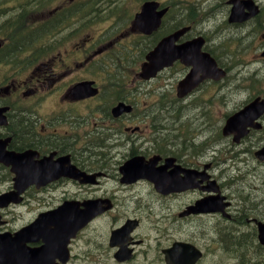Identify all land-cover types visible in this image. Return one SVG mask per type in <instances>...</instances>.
<instances>
[{
  "label": "flooded vegetation",
  "instance_id": "1",
  "mask_svg": "<svg viewBox=\"0 0 264 264\" xmlns=\"http://www.w3.org/2000/svg\"><path fill=\"white\" fill-rule=\"evenodd\" d=\"M88 1L66 0L49 13L65 12L72 20L77 14L92 17L93 10L84 6ZM207 2L201 5V12L208 23L203 24L198 33L202 32L203 26L210 28L209 23H214V13L218 8H224V21L214 25L210 37L205 35L201 52L222 65L219 49L224 41L244 44L248 53L245 80L249 97L243 106L263 103L264 0ZM250 2L257 8L254 13H251L253 6ZM236 6L242 8L240 14L236 13ZM44 27L40 24L41 29ZM61 27L66 30V35L41 40L37 47L36 43H32L33 47L23 51L21 57H10L9 54L14 53L11 51L0 58L1 151L17 155L29 153L22 163L24 171L40 166L43 159H50V170L59 171V167H64L61 170L66 171L74 167L88 176L87 181L84 177H62L41 189H29L52 193L53 199L45 198L37 202V207L30 213L26 215L23 212L24 219L34 217V221L41 213L55 211L67 203L78 207L80 212L85 211L87 206L93 208L90 221L69 241L67 250L63 246L64 249L62 247L55 254L51 264H166L164 251L176 243L196 247L203 254L197 264H216L218 259L221 260L220 249L227 239L232 244V251H235L238 235L247 244L258 237V223L264 222V196L256 199L264 194L262 182H257L261 184L259 186L253 182L251 189L247 187L253 197L251 208L235 199L234 187L242 182L249 186L245 177L264 169V160L257 156L264 149V111L253 121L254 126H249L245 139L236 144L248 143L256 147L253 152L252 149L246 150L255 164L250 168H238L233 178L223 181V177L229 176L227 170L232 177V163L241 156L238 152L222 159L224 155L217 139L202 135V132L193 140L182 138L179 141L176 135L170 140L160 138L163 125L143 120V116L149 117L145 115L147 106L131 102L121 91L111 97L110 90L102 82V78L109 73L101 72L98 60L109 53L113 43L97 44L103 37L102 32H98L94 40L87 26L85 37L80 36L81 31H72L65 25ZM188 38L190 35H187ZM251 58H256L255 63ZM179 65L176 63L174 67ZM182 69L183 78L190 69L185 66ZM89 81L96 83L99 93L81 99L74 89ZM205 84L220 83L208 81L202 86ZM202 86L180 101H189L201 91ZM111 98H115L114 102ZM169 108L165 110L170 112ZM175 121L177 118L171 124ZM169 128L176 130L175 126L169 125ZM181 128L184 133L185 127ZM136 158H143L146 162L156 158V169L166 166L163 171L169 176V185L159 191L145 179L131 185L123 183L122 168ZM3 160L0 157V194L14 189V164ZM62 160L64 163L60 164ZM167 160L169 163L166 165ZM222 161L229 163L227 170L223 171ZM174 172L178 181L185 179L186 172L192 173V181L185 185L192 188L172 185ZM135 184L141 185V188H136L138 193L126 196L124 190L126 192ZM28 194L21 205L30 202ZM222 198H225L224 203H229L224 211L221 208ZM204 199L215 200L214 211L188 213L190 207ZM109 205L112 206L110 209ZM151 207L159 214L155 216L156 212L151 211ZM13 209L15 206L12 205L0 208V221L5 223L0 226V234L15 232L10 224L16 218L12 221L9 218ZM24 219L21 217V220ZM129 221L132 222L130 233L112 240V234ZM155 223H168L170 228L164 225L167 231L158 235ZM227 227L229 231H225ZM232 230L238 231V235L235 236ZM43 245L41 241L31 246ZM178 249L177 255L184 251L181 246ZM184 254L188 258V252ZM241 263L246 264L244 261Z\"/></svg>",
  "mask_w": 264,
  "mask_h": 264
},
{
  "label": "rangeland",
  "instance_id": "2",
  "mask_svg": "<svg viewBox=\"0 0 264 264\" xmlns=\"http://www.w3.org/2000/svg\"><path fill=\"white\" fill-rule=\"evenodd\" d=\"M64 1H62L57 6H61ZM93 1L91 2L92 6H94L95 8L100 7L102 13H105L108 16H112L116 18V22H118L116 28L114 29V32L112 34L109 33L108 35H104L105 37H102V40L99 41L97 44L101 45L110 42L109 44L111 45L113 42L112 46H115L116 41L114 40L118 39L122 35L124 39L128 41L127 43L131 47L133 46L134 43L135 50L132 51L133 52L132 54L133 57L137 56L136 60H132V59L129 60V57L126 58V55H124L123 57L122 55L118 56L115 54H109L108 55L109 57L105 58L104 60H106V62L121 60L124 63L122 69L125 70V72L133 71L134 68H131V64L134 61L136 62L140 59V55H141L140 48L142 41L141 39L134 40L132 34L127 32L130 28L132 16H134V14L140 8V4H141L140 1H145V0H93ZM35 3H37V0H20V4L18 8L25 9V18H24L25 31L32 30L29 27L40 23L39 21H41L43 18L44 14L42 10L36 8V6H34ZM56 3L57 1L52 2L51 6ZM193 3L196 4L195 8H197L198 0H186V3L182 4V8L185 11H187V8L191 9L193 7ZM9 4L12 7H15V4L11 2H9ZM1 7L2 6H0V8ZM50 9L52 10L53 8ZM13 11L14 10L10 12ZM5 15L9 18L8 13H5ZM223 15H224V8L216 9L213 18L214 23H209L210 30L213 29L214 25L216 24L219 25L224 21ZM4 19L5 17L3 16L2 18H0V21ZM206 23L208 22L205 21L200 22L197 28L199 29L203 24ZM127 24L129 25L127 26ZM106 26H107L106 22L104 26L94 27V25H90L89 33L92 31V33L96 35L98 32H103L106 29ZM121 26H122L121 35L116 36L117 31L118 34L120 32ZM110 29H112V27ZM202 29L205 30L208 29V27L203 26ZM195 32L198 31L196 30ZM85 35L86 34H83L81 35V37H85ZM39 42L41 43V41ZM74 45L77 44H71V46ZM61 48L62 47H60V51L63 53L64 50H61ZM219 54H220L221 63L224 66L229 67L230 76L228 77V79L221 82L219 85L205 84L200 89L201 91L187 102H182L178 100L174 91L177 82L183 76L182 73L183 69L180 66L171 71L162 73V75H160L158 79H155L151 83H142V84L138 83V85L135 86V88L131 84V79L128 78L124 79L122 81V84L124 86V93L126 95L131 94L130 96H132L134 94L136 96V100H135L136 104L140 105L141 107L142 106L148 107V110L145 111L147 112L145 113V115H148L149 117L146 118L143 116V120H147V121L153 120L163 125L162 127H164V129L160 130L161 131V134H159L160 138H165V139L168 138L170 140L171 136L172 138L175 139V135H176L177 138H180L179 141L182 140V138L193 140L199 135L200 132H202V135L208 136L212 139H217V141L219 142V146L222 149V153L224 155L222 159H224L226 156H231L236 152H238L241 156L239 160H234V162L232 163L231 166L232 177H230L231 176L230 171L227 170L229 163L228 162L224 163V161H222L223 162L222 169L223 171L227 170V174L229 175L228 177H223V181H227L235 176L234 172H237L238 168L245 169L248 166L250 168L252 167L253 164H255V162L252 161L253 158L248 156V154L246 153V150L247 148L252 149L253 152V150H256V147L251 146L248 143H242V145L236 146L233 144L232 139H226L225 137L222 136L221 130L223 128L222 126H224L225 118L227 117V115L237 110V107L243 106L249 97V93L247 92L248 84L246 83L245 80V77L247 75L246 59L248 57V53L245 52L244 50V44L239 42L231 43L230 41H224L219 49ZM251 59L255 63L256 58H251ZM113 100H115V98H111V101ZM131 100L134 99L132 98ZM163 104L166 107H164ZM162 107L163 108L170 107L169 108L170 112L165 110L164 114L160 115V108ZM175 118H177V121H175L176 123L171 124L172 121L175 120ZM169 125L175 126L176 130L173 131V128H169ZM181 127H185L184 133L182 132ZM258 170L259 171H255V172L253 171V176L245 177V179L246 178L248 179L249 186L245 182H242L239 183L236 187H234L236 191L235 199L238 202L245 204L246 207L247 206H249L250 208L252 207L250 201L253 200V197L249 189H251V186H253V182L256 183V186L261 185L257 182H262V189L264 188V172H263L264 169H258ZM253 177H255V179H253ZM131 184H134V182L129 183V185ZM139 187L141 188V185L139 184L130 186V188L126 190V192L124 190V194H126L127 196L132 193H138L136 188L138 189ZM1 189L2 188L0 187V190ZM28 193L29 194L27 198H29L30 202L27 205H23V204L12 205L15 206V209H13V211L10 212L11 217L9 218H11V221L13 220V218H16L14 220L15 226H18L21 222H23L19 220H21V217H23L24 219L25 217L23 213L24 211L26 212L27 215V213H30V210L37 207V202L39 203V201L44 200L45 198H47L48 200L53 199L52 193L49 192L36 193L35 191L33 192L29 191ZM263 196L264 194L256 199L259 200L263 198ZM151 208H152L151 211L156 212L155 216L159 214L157 213V210L154 207ZM249 210L251 211L252 209ZM164 225H167L170 228L168 223L159 224V225L155 223V226L157 227L158 235L167 231V228H164ZM225 231H229V227H227ZM232 233H234L235 236L238 235V231L232 230ZM237 239L240 244H238V249H236L235 251H232L231 249V245H232L231 242H229L230 245L229 244L222 245V248L220 249L221 260L218 259L216 264H240L242 261L240 259L239 261L238 257L242 253H245L246 255V256L244 255V257L242 258L244 262L250 264L253 262L252 259L254 261H260V262L264 260V251H262L261 249L258 250L256 247L253 246V244H251L252 242H249L247 244L239 235ZM252 239L256 240L254 241V244L259 243L257 238H252ZM207 264H212V263L207 262Z\"/></svg>",
  "mask_w": 264,
  "mask_h": 264
},
{
  "label": "water",
  "instance_id": "3",
  "mask_svg": "<svg viewBox=\"0 0 264 264\" xmlns=\"http://www.w3.org/2000/svg\"><path fill=\"white\" fill-rule=\"evenodd\" d=\"M252 4L251 13L257 11V8H254ZM159 3L157 2H146L143 4L141 11L136 14L133 22V30L139 31L140 33L150 35L154 31L158 30L161 25V19L165 15L166 10L158 11ZM237 8V9H236ZM236 13H241L242 8L239 6L235 7ZM185 33V30H181L165 39H163L157 47L152 50L146 57V62L142 65V73L140 74L142 79L149 80L157 75L158 72L163 70L165 67L171 66L174 61L180 59L183 63L191 64L194 66V70L191 74L180 83L179 86V95L191 91L197 83L206 75V77H215L219 78L217 74L222 72L217 69L215 62L211 59L210 55L203 54L201 52L204 41L200 39H195L186 44L175 46V41ZM1 49V42H0ZM219 72H218V71ZM199 73H203V76H200ZM224 73V72H223ZM223 75V74H222ZM85 85H80L76 88V92H81V97H88L96 94V90H90L85 88ZM1 111V110H0ZM264 111V103L254 102L251 105L247 106L245 109L236 113L232 116L226 127L224 128V135H235V141H239L240 138L244 137L248 133V127L254 126L253 121L259 117V114ZM2 112V111H1ZM257 127V126H256ZM1 151L0 148V153ZM257 156L264 160V150L257 153ZM8 158H12L10 155ZM6 160V159H4ZM157 159H152L149 163L146 162L143 158H136L128 162L125 167L122 168L124 174V180L127 182L135 181L139 178H146L152 182H155L156 185L165 187L166 185V175H164V167L160 169L155 168L157 164ZM169 163V161L167 162ZM50 165V159H43L40 161V167L36 171L23 172L21 170L16 173V188L22 193L25 189L31 185L36 184L38 186L43 185L47 180L53 179L58 176L59 172L54 171V173H49L48 170ZM64 168V167H63ZM65 169V168H64ZM38 170V171H37ZM61 174V173H60ZM63 175L70 176L72 178L80 179V177L85 176L79 172L71 173L70 170L63 173ZM174 182L177 183V173L174 172ZM186 172V185L189 184L191 176ZM43 179H46L45 181ZM187 187V186H183ZM190 187H192L190 185ZM158 189H162L159 188ZM223 200V199H222ZM9 201H16L15 195L10 194L7 197L6 202H3V205H7ZM223 202V201H222ZM215 200L206 199L199 201L196 206L192 207L193 212H206L214 211ZM225 205H222V210ZM216 211V210H215ZM62 217V214H52L47 219H40L36 223L32 224L28 228L20 231L17 234L12 235L8 233L0 237V264H25L20 261L24 257L35 262L36 264H41L40 259H37V254H33L34 251H31L26 247V244L32 241H35L38 238H46L48 244L55 243L58 249L59 243L67 239L64 237L63 232L70 230L72 224L65 225V222L59 221V218ZM58 222H61L58 227ZM55 229L53 230V227ZM259 228V241L264 246V223L258 225ZM51 234V235H50ZM63 236V240L61 239ZM179 246V245H177ZM175 246V249L176 247ZM174 249V252H175ZM46 252L49 253L48 249ZM167 255L170 253V256L173 254V249L165 251ZM178 257H166L168 264H195V262L200 258V254L197 255L196 252L190 257L189 261L178 260Z\"/></svg>",
  "mask_w": 264,
  "mask_h": 264
},
{
  "label": "trees",
  "instance_id": "4",
  "mask_svg": "<svg viewBox=\"0 0 264 264\" xmlns=\"http://www.w3.org/2000/svg\"><path fill=\"white\" fill-rule=\"evenodd\" d=\"M141 2V1H140ZM100 17H102V18H104L103 20H105V18L107 17V16H104V15H102L101 14V16ZM1 18V17H0ZM101 20H99V22H100ZM168 22H169V20H167V19H165V21H164V23H163V26H162V30H163V33H165V34H167L171 29H170V27H168ZM100 23H102V22H100ZM3 26H7V25H9V26H15V24L14 25H11L10 24V22H3V23H1ZM1 29H3L2 27H0V33H2L3 32V30H1ZM163 33H158L157 35H161V34H163ZM21 36H23V35H21ZM23 38L22 37H19V43H18V47L15 49V50H13L14 51V53L13 52H11L10 54H9V56L10 57H17V56H19V54L21 53V54H23V51H25V50H27V48H25V46L26 45H23ZM142 40L144 41V47H145V49H148L152 44H154L156 41H157V39L156 38H152V39H148V38H143L142 37ZM128 50H129V48H128V46H125ZM121 49V48H120ZM122 51H125L124 49H122ZM127 53H129V51H127ZM117 81H118V78H117ZM117 83V82H116ZM240 236V235H239ZM237 239V238H236ZM238 240V239H237ZM253 239H251L249 242H252L251 244H253V246L254 247H256V248H261L260 246H259V244H257V243H255L254 244V241H256V240H253ZM230 240L229 239H227L226 240V242H225V244L226 245H230ZM238 244H240L239 242H238ZM232 246V245H231ZM237 249H238V246H237ZM244 255H245V253H242L241 254V256H240V260H242V258L244 257ZM246 256V255H245ZM246 263V262H245ZM254 264H264V261L262 262V263H260V262H255Z\"/></svg>",
  "mask_w": 264,
  "mask_h": 264
}]
</instances>
